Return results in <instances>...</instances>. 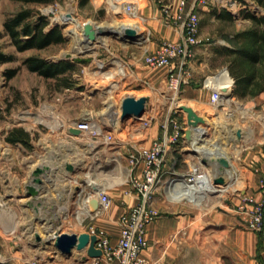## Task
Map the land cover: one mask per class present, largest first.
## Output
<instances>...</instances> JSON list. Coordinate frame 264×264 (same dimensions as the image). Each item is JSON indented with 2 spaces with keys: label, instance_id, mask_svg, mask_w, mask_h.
<instances>
[{
  "label": "rangeland",
  "instance_id": "1",
  "mask_svg": "<svg viewBox=\"0 0 264 264\" xmlns=\"http://www.w3.org/2000/svg\"><path fill=\"white\" fill-rule=\"evenodd\" d=\"M135 1L137 2L138 10L135 14H132L122 11L119 6L120 3L117 4V2L111 0H0V33L4 32V22L7 17L24 8H30L35 14L38 15L40 13L48 17L52 25H59L64 31L66 38L65 43L54 44L40 50L29 49L24 52L18 51L11 43L8 35L3 33L4 36L0 40V48L9 54L13 53L15 57L14 60L0 68V72L3 69L18 67L16 76L11 80L0 75V108L3 110L0 118V237H3V240L7 238L11 246H13L12 242L17 241L19 245L23 242L25 243L29 236L33 235L32 238L36 240L37 234H41L43 241L38 250L44 255V263L55 264L53 261L57 259L55 253L50 251L52 249L51 245H46L45 243L49 239L48 236L59 230L71 231H68L69 227L61 222L44 221L45 215L41 211L30 210V213H28V209L21 208L22 205L19 207L21 203H24L20 201V198H23L22 191L17 188L20 184L19 177H25L30 161H27L28 152L24 150V147L8 140L10 132L15 128H21L28 133L26 129L31 126L41 129L45 126L43 125L44 122L54 121L57 116L69 121L71 119H79L86 109L93 110L97 116L103 118L106 116L103 113L106 112L109 103L115 100L117 102V106H115L117 110L121 102L120 99L125 95H129V90L136 89L134 92L137 94L143 93L145 95L142 96H146L149 93L147 90L141 93L138 91V89L150 87L149 84L142 80L144 77L140 76L141 73L156 77L159 75L157 70L161 67L148 65L144 53H154L165 40L175 41L176 25H179L194 11L200 17V29L198 32L200 42L194 48V50H198L197 56L199 58L197 63L200 68L197 72H193V79L199 84L205 76L213 75L220 67L229 63L228 57L217 50L232 45L229 37L237 31L250 26V21L243 16V9L248 6L250 10L258 13L263 12L252 0H248L249 3L247 4L244 0H198L194 9L191 8V5L189 6L190 9L187 7L189 2L181 9L182 0ZM152 4H157L158 8L161 9L160 14L156 15L157 19L161 18L163 20L168 13L175 15L171 24L166 25L163 22L166 28L175 32H171L172 35H170L174 39H159L157 31L151 25L153 22L150 23L148 16L145 14L146 9ZM174 5L177 8L173 11ZM48 11L49 14L46 15L44 12ZM226 11L231 12L234 18L230 20L226 19V17H220L221 14H226ZM68 14L78 19V22L69 18ZM125 21L132 22L137 27L142 26V32L147 41L140 42V37L136 39L130 36L125 41V39L116 34L101 33V41L98 42L95 49L83 53H77L74 50L75 38L69 30L71 25H76L79 22L81 24L88 22L93 26L97 24L110 25ZM29 55L42 56L48 60L70 59L77 61L79 69L73 73V77L76 80L75 85L70 89H63L59 87L56 79H47L36 72L30 71L23 63L25 57ZM136 57H139L138 60L142 61V66L139 67L141 68V73L137 72L133 77H128L130 76L129 72L127 76L123 77L116 73L119 69L120 60H123V62L126 60L131 61V59L136 61ZM108 72L115 73L113 79L105 75ZM135 78L137 79L134 81ZM115 80L118 88L112 97L108 89ZM235 98H237V101L232 105L234 112L232 116H228L221 111L218 112L208 101L201 103L190 102L198 113L209 119L206 121L207 124L210 123L213 127H216V136L219 137V142L222 144L218 143L215 145L223 146L221 150L214 147L213 157L210 156V158L200 154L199 148L195 147L203 162L210 160L209 164L212 166L210 170L212 176H209V178L203 177V180L207 183L211 178L212 185L217 178L223 179V182L215 183V188L213 189L207 185L210 190L206 189L205 195L202 194L200 196L199 192L194 193L192 191L185 195L187 199H190L186 201L195 206L196 212L203 213L198 221L202 234L211 235L215 238L220 234H228V238L230 237L231 239L233 233L238 229L256 232L248 225L251 218V207L247 200L241 199V196L243 192H245L244 195L252 194L250 188L256 183L259 184L264 177V162L255 160V158L259 159L255 155L257 154L256 149L259 143L264 149L262 126L259 120L260 111H264V93L256 97L243 99L235 95ZM183 104H186V101ZM149 110L150 107L147 108L146 113H149ZM121 120L123 123L125 122L124 127L131 121L133 122V119L126 121L121 118ZM115 130L116 135L120 137V128ZM233 131L235 132L234 136H236L234 137L235 143L231 144L229 149H227V143L222 142L221 139L229 141L228 136L230 138ZM239 132L242 134L237 139ZM36 133L37 135L31 147H38L36 141L38 140L39 132ZM31 147L28 146L29 149ZM198 152L189 151L191 153L189 157L192 159L190 163L199 160L197 157L200 156ZM217 157H222L224 161L233 162L237 171H235L236 174L221 172L217 168V162H215ZM179 166L183 170L188 169L183 162H179ZM220 174L223 175L217 176ZM181 179L186 181L184 178H178L169 188L173 189L176 181ZM169 188L167 192L170 199H181V197H171ZM164 191L165 188H161L156 197L159 192H162L164 196ZM220 199L222 200L221 202ZM193 200L203 204L199 205ZM18 203L19 205H17ZM203 207L213 208L211 212H208L207 209H202ZM55 211L54 209L50 210L51 213L49 215H54ZM30 217L34 219L29 226L27 218ZM20 218L21 223H18ZM77 228L85 229L81 226H77ZM25 246L30 248L26 243ZM233 250V247H224L222 251L225 256L219 257L226 264H243L236 262L237 258H235ZM8 253H10V250L6 248L0 252V260L4 254ZM77 257H79L78 261L82 263L80 260L83 257L80 253L79 255L77 254ZM199 257L200 261L203 262L208 256L200 254ZM67 259L61 256L59 264L66 263ZM79 262L77 263L79 264ZM207 264L217 263L210 262Z\"/></svg>",
  "mask_w": 264,
  "mask_h": 264
},
{
  "label": "crops",
  "instance_id": "2",
  "mask_svg": "<svg viewBox=\"0 0 264 264\" xmlns=\"http://www.w3.org/2000/svg\"><path fill=\"white\" fill-rule=\"evenodd\" d=\"M188 2L187 7L189 8L191 5L192 8L194 1L190 0ZM174 6L173 11L177 8L176 5ZM146 10V13H144L151 20L149 22H153L151 25L157 31L159 39L172 38L170 35L175 32L166 28L161 18L157 19L158 17L156 15L161 12L157 4L150 5ZM176 28L177 31L174 36H176L175 40H178L180 38L181 27L176 25ZM197 55L198 50H196V57L190 62L193 72H197L200 68L197 63L199 58ZM136 58V61L133 59L129 61L132 64V68L128 69L130 73L128 77H133L137 72L141 73V68L139 67L142 66V61L138 60L139 57ZM5 64L1 65L0 68ZM4 70L0 72V75H2ZM157 71L159 75L156 77L141 73L140 76L144 77L142 80L149 84L150 87L138 89L140 93L145 90L149 92L146 95L150 100L148 104V107H150L149 112H153L156 115V119L152 125L147 128L142 127L141 119L131 117L128 120L131 121L133 119V122L131 121L132 125L128 123L124 127L125 122L123 123L121 119L119 123H116L108 119L109 115L103 114L104 116L106 115L101 118L105 123V128L115 134L116 140L112 146H103L97 156L88 144L86 136L84 137L82 133L76 134L74 131H71L69 126L74 119L69 121L61 117V122H42L45 126L41 129L32 126L26 129L28 131V144L22 142L14 143L24 147V150L28 152L27 161H30V163L27 167L25 177H19L20 184H17V188L19 191H22L23 198H20V201H22L21 199L27 198L29 202L23 201L24 203L20 205L18 203L17 205L19 207L22 205L21 208L28 209V213H30V210L41 211L45 215V218H43L45 219L44 221L61 222L67 225L69 227L68 231L72 233L90 232V225L105 229L108 231L112 243L117 244L121 234L119 216L137 203V196L127 193V190L130 189V186L125 182L129 175V160L127 159V154L134 146L143 147L152 145L153 141L162 135L163 129L161 126L167 118V101L164 100V94L168 91V69L162 66ZM199 84L192 79L191 83L185 86L182 99L184 102L186 101V104L192 105L190 103L192 101L198 103L203 101L209 102L208 92L202 89ZM134 91L136 89L129 90V92ZM134 93L138 97L145 95L143 93ZM125 96L120 99L121 102ZM88 113L95 112L86 109L81 118L77 120L84 118ZM176 116L181 122L188 118V114L183 111L176 113ZM118 128L121 130L119 133L121 135L120 137L116 135L115 129ZM35 131L39 132L38 140L36 141L38 147H31L37 135ZM201 131L203 129H200ZM185 145L186 142H182V144L173 147L168 155V163L174 165L176 171L180 174L187 172V169H181L179 162L185 163L188 168L192 161L189 157L191 153L188 152ZM28 146L31 148L29 149ZM256 151L257 154L255 155L259 159L255 158V160L264 162V149L260 143ZM115 154L121 155V164L118 162H110L106 159ZM97 157L101 159L99 165L96 164L95 158ZM39 167L46 169L42 174L44 183L38 185L41 190V195L39 197H28L26 188L30 183H34V171ZM175 180H173V183ZM101 187L107 189L113 202L110 209L103 210L102 212L99 211L100 203L97 193V190ZM164 192V196L162 192H159L155 198V205L161 211V216L147 228L150 246L142 253L144 259L147 260L146 264H207L210 262L226 264L219 256H225L222 249L227 246L234 248L233 251L235 258H237V263L264 264L263 236H260L252 230L243 231L240 229L233 233L231 239L230 237L228 238V234H220L217 238L211 235H203L200 229V223L198 222L203 213H197L195 206H192L189 201H186L189 199L186 196L181 199L172 200L169 198L167 191L165 190ZM250 192L258 199L262 197V190L257 183L250 188ZM94 199H97V207L93 203ZM193 202L199 205L203 204L194 200ZM76 207L85 208V213L82 216L85 217L83 224L74 216ZM212 208L203 207L202 209H207L208 212H211ZM52 209L56 211L54 215H49ZM98 211L99 213L94 218L88 216L89 212ZM27 219L28 225L30 226L34 218L31 219L30 217ZM18 223H21V218L18 220ZM77 226L85 229H78ZM32 236H29L25 242L30 248H27L24 242L18 245L17 241L12 242L13 246H11L7 238L3 240V237H1L0 252L6 248L10 250V253L4 254L0 262L6 264H47L43 261L44 255L38 250L41 243L38 244V240H35ZM51 247L52 249L50 251H53L57 257L53 261L55 264L61 262V256L66 259L70 258L64 264H78L79 257H77V254L79 255L80 253L82 257L86 255V251L76 249L73 255L74 258L71 259V257H66L61 252L57 253L55 247ZM200 254L207 255L209 258L207 257L201 262ZM79 264H116V262L111 263L103 259V261L97 263L93 258H89L87 262H79Z\"/></svg>",
  "mask_w": 264,
  "mask_h": 264
},
{
  "label": "built area",
  "instance_id": "3",
  "mask_svg": "<svg viewBox=\"0 0 264 264\" xmlns=\"http://www.w3.org/2000/svg\"><path fill=\"white\" fill-rule=\"evenodd\" d=\"M187 2L188 0H182L180 8L182 9ZM197 3L198 0H194L192 9L197 6ZM44 13L47 15L49 11ZM174 18V14L168 13L163 22L169 25ZM199 25V14L195 13V11L191 12L179 24L181 33L178 40H165L154 53H144L148 65L153 67L164 66L168 69V91L164 94V100L167 101V118L161 126L163 129L162 135L153 141L152 145L143 147L134 146L127 154L129 175L125 182L130 186L127 193L135 194L137 196V203L119 216L121 234L117 244L112 243L108 231L90 225V233L97 234L99 237V242L96 246L103 250L102 257L93 258L97 263L105 259L111 263L116 262V264H146L147 260L144 259L142 253L150 246L147 228L161 216V211L155 205V197L158 191L161 188H165L167 191L173 180L179 177H183L188 182L194 181L197 176L201 178L212 176L210 171L212 166L209 164L210 160L203 162L201 155L195 150L194 146L196 141L199 140L200 129L207 131L203 136L205 140L219 138L216 136V127H213L210 123L207 124L206 121L193 125L189 120L188 112L183 110V106L185 105L182 99L185 86L190 84L193 79V70L190 62L196 57V50L194 48L200 42L198 39ZM119 62V69L116 73L121 77L127 76L128 69L132 68V64L127 60L124 62L120 60ZM234 83L235 79L227 64L220 67L213 75L205 76L200 83V87L208 92L209 102L213 108L218 110V112L221 111L228 116H232V105L237 101L234 95ZM123 99L114 112L113 120L122 118ZM179 111L188 114V118L185 121L181 122L177 119L176 113ZM155 119V113L145 112L141 119L142 127H150ZM61 120L57 116V119L54 121L61 122ZM259 120L262 126V139L264 140V111H260ZM69 127L70 129L75 127L82 131V135L86 136L88 144L92 147L96 156L103 146H112L116 140L115 134L105 128V123L96 113H88L80 120H72ZM189 130H192L191 137H188ZM234 135L235 132L233 131L230 138L228 136L229 141H231L230 145L235 143L234 137L236 136ZM182 142H186L185 148L188 149V152L194 150L200 156H197L199 158L198 161L190 163L187 172L180 174L176 171L174 165L168 163V155L173 147L182 144ZM106 159L110 162L122 163L121 155L115 154ZM95 160L96 164L99 165L101 159L97 157ZM221 160L222 157L215 159L220 168L222 167ZM259 186L262 190V197L260 199L249 193L244 195L245 192L242 193L241 199L247 200L251 207V218L248 225L260 236L264 237V177L260 180ZM97 193L100 203L99 211L102 212L103 210L110 209L113 202L107 189L101 187L97 190ZM99 211L89 212L88 216L94 218ZM84 213V207H76L74 210L75 218L82 224L85 221V217H82Z\"/></svg>",
  "mask_w": 264,
  "mask_h": 264
},
{
  "label": "trees",
  "instance_id": "4",
  "mask_svg": "<svg viewBox=\"0 0 264 264\" xmlns=\"http://www.w3.org/2000/svg\"><path fill=\"white\" fill-rule=\"evenodd\" d=\"M249 3L248 0H244ZM263 12L250 10L248 6L243 9V16L250 21V26L237 31L229 39L232 45L219 48L217 51L228 57L229 69L235 79L234 95L239 98L256 97L264 93V0H252ZM220 17L233 19L234 15L226 11ZM4 35L10 37L11 43L20 52L29 49H44L54 44L65 43L64 31L59 25L51 24L48 17L35 14L32 9L24 8L11 14L4 22ZM0 33V40L3 38ZM14 54L7 53L0 48V66L14 60ZM24 65L32 72L47 79H56L59 87L70 89L75 85L73 73L79 67L73 60H48L38 55H29L23 60ZM18 67L5 69L2 73L6 79L16 76ZM3 110L0 108V118ZM28 133L21 128L10 132V142L28 144ZM1 250V237H0ZM0 264H6L1 263Z\"/></svg>",
  "mask_w": 264,
  "mask_h": 264
},
{
  "label": "bare ground",
  "instance_id": "5",
  "mask_svg": "<svg viewBox=\"0 0 264 264\" xmlns=\"http://www.w3.org/2000/svg\"><path fill=\"white\" fill-rule=\"evenodd\" d=\"M114 2H117V4H119L120 8L122 9V11H126L127 13H132L135 14L137 9V2L135 0H111ZM138 1V0H137ZM140 1V0H139ZM140 3V2H139ZM123 5V6H122ZM67 16H69V18L73 19L74 21L78 22V19L72 17L70 14H68ZM66 17V16H65ZM150 20V19H149ZM139 26V25H138ZM142 27V26H141ZM141 27H137L135 26L132 22H117V23H113L110 25H104V24H97L96 26L89 24L88 22L85 23H78L76 25H71V28L69 29L70 32L73 33V36L75 38V48L74 50L77 53H83V52H87L90 50H93L97 47L98 42L101 41V33H113L116 34L120 37H122V39H126L129 37L128 35V31L129 30H136L139 34L140 37V42H144L147 41V38L144 36L143 34V30ZM93 35H92V34ZM145 37V38H144ZM105 75H108V78H114L115 73L114 72H108ZM110 88L108 89V92L112 95L113 97V93L115 92V90L118 88V84L117 81H113V83L109 86ZM129 95L135 96L134 92H128ZM140 98V97H139ZM116 101L113 100L109 103L106 114L109 115V118H114V112L116 110L115 106L116 105ZM184 105H188L190 107H192L195 111V113H197V110L195 109V107L193 105H189V104H184ZM103 113V114H104ZM234 113V112H233ZM198 114V113H197ZM200 114V113H199ZM198 114V115H199ZM200 116L207 121V117L203 116L200 114ZM108 118V119H109ZM109 119V120H113ZM209 120V119H208ZM119 123L120 119H114L113 122ZM204 133H207V131H201V133L199 134V140L196 141V144L194 146L199 148V152L200 154L207 156V158L213 157V148L215 147L218 150H221L223 148V146H216L215 144H222L221 142H219V138L215 139V140H205L204 139ZM237 133V132H236ZM240 134L241 132H239L238 134V138H240ZM222 142H226L227 143V149H229V145L230 142L229 141H223L221 139ZM215 151V150H214ZM204 153V154H203ZM221 168L219 166H217V168L221 171L224 172L225 174L229 173H234L236 174V170H235V165L233 162H229L224 161V163H221ZM219 171V172H220ZM236 171V172H235ZM223 174L217 175V176H222ZM183 178V177H182ZM204 178L197 176L196 179L194 181H184V180H177L175 183V187L169 188V193L171 197H183L186 194H188L190 191L192 192H199L200 196H202V194H204V192L206 191V189H208L207 185H209V187H211V189L215 188L214 185L215 183H213L212 185V179L210 178V182L208 181L207 183L205 182V180H203ZM171 187V184L169 185ZM168 190V189H167ZM210 190V189H208ZM215 190V189H214ZM168 194V192H167ZM205 195V194H204ZM24 202H29L27 198L25 199H21ZM56 233H52L51 235H49V239H53L55 237ZM35 236V235H34ZM45 242V241H44ZM47 245V242H45Z\"/></svg>",
  "mask_w": 264,
  "mask_h": 264
},
{
  "label": "water",
  "instance_id": "6",
  "mask_svg": "<svg viewBox=\"0 0 264 264\" xmlns=\"http://www.w3.org/2000/svg\"><path fill=\"white\" fill-rule=\"evenodd\" d=\"M92 34V33H91ZM93 35V34H92ZM128 35L132 38H138L139 34L136 30H129ZM122 105V118L123 120H128V118L134 117L136 119H142L145 112L148 108L149 97L142 96L136 97L132 95H127L123 99ZM183 110L188 112L189 120L193 125H198L200 122H204L205 120L195 113L194 109L188 105L183 106ZM71 131H74L76 134L82 133L78 128L72 127ZM192 130L188 131V137H191ZM224 163V159L221 160ZM46 169L43 167H39L34 171V183H30L26 190L27 196L39 197L41 195V190L38 185H42L44 183V178L42 177L43 173ZM223 182V179L217 178L215 183ZM93 203L95 206H98L97 199H94ZM32 204V203H30ZM55 237L53 239H47V244L55 247L57 253H62L66 257H72L76 249L79 251H86V255L80 260L83 263L87 262L89 258H100L103 255V250L96 246L99 242V237L97 234H91L90 232H65L62 230L55 231ZM38 244L43 241V236L41 234H37Z\"/></svg>",
  "mask_w": 264,
  "mask_h": 264
}]
</instances>
